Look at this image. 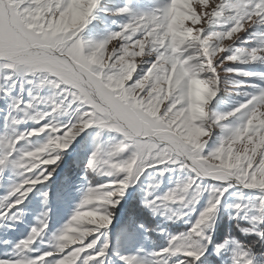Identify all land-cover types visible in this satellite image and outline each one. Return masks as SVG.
Wrapping results in <instances>:
<instances>
[{
  "label": "snow or ice",
  "instance_id": "6c2138e0",
  "mask_svg": "<svg viewBox=\"0 0 264 264\" xmlns=\"http://www.w3.org/2000/svg\"><path fill=\"white\" fill-rule=\"evenodd\" d=\"M100 3L0 0V223L34 193L47 205L63 155L76 145L82 163L92 142L68 220L49 231L45 207L0 264H264V0H125L104 10L126 17L118 29L86 39ZM136 185L187 227L130 212L116 228ZM141 229L165 241L137 245Z\"/></svg>",
  "mask_w": 264,
  "mask_h": 264
},
{
  "label": "rangeland",
  "instance_id": "374dc122",
  "mask_svg": "<svg viewBox=\"0 0 264 264\" xmlns=\"http://www.w3.org/2000/svg\"><path fill=\"white\" fill-rule=\"evenodd\" d=\"M138 2L143 5V8H141L140 10H147V8L152 6V2H154V0H131V3L134 7L138 4ZM123 3H125V0H101V3L100 5H98L94 14L95 19L91 20L87 29L85 30V38L100 40L106 37L111 31L117 30L119 25L126 19V17L113 16L110 14V12H106L104 10L111 9ZM220 97L223 99H230L229 97H226L223 93L220 94ZM230 106V104L222 103L220 105V108L222 110H227ZM27 126L28 125H23L22 127ZM107 135L108 134L105 133V136ZM91 149L92 142L91 138H89L86 151L81 153L84 157L83 162L78 164L77 146L73 145V147L70 148L68 152L63 155L59 167L57 168L52 180L50 181V184H52L53 182L57 183L61 178V174L63 173L62 171L65 168H68L71 164H75V166H78L79 168L83 169V163H86V154L87 152H90ZM11 180L12 178L10 177V175L8 173H5L3 179L0 180V195H3L7 191ZM170 186L171 185L169 184V182L165 180L164 184L160 187V189H158V191L163 192ZM71 188H65L64 186L62 187L58 184L56 187L53 186L49 190V202L47 205H44L38 197V194L34 193L30 195L29 200L21 206L25 209L21 220L17 221L15 219H7L0 223V243H2V240L6 242L5 244H0V256L11 255L12 251L14 250V245L20 239L27 236L31 227L37 224V217L41 214L45 207L51 209V211L49 212V231H55L57 228L61 227L68 220V218L72 214L73 209L75 208L76 204L79 202L82 196L83 190H80L77 192V194H75V191H72ZM142 196L143 192L141 191L140 185H136L133 188L129 189L127 198L122 202L121 208L117 210V216L113 222L116 228H119L121 222L125 219L126 213L128 212V209L130 207H134L133 205H136L139 201L140 204L143 205L141 202ZM133 197L135 198L133 199ZM206 198L207 193H205L204 199L201 200V204L204 203ZM232 199V196L226 194V200L224 203H228ZM230 211V208H225L222 205L221 211L216 221V227L219 230L220 234L221 228L219 222L224 218L226 220L225 222L230 223L231 221L228 219ZM169 214L170 213H166L165 215L157 214L153 216L167 219V215ZM184 219L186 220L187 217H185ZM181 221L184 223L183 220ZM1 236H6V238L2 239ZM44 239H48V237L45 236Z\"/></svg>",
  "mask_w": 264,
  "mask_h": 264
},
{
  "label": "trees",
  "instance_id": "16d2710c",
  "mask_svg": "<svg viewBox=\"0 0 264 264\" xmlns=\"http://www.w3.org/2000/svg\"><path fill=\"white\" fill-rule=\"evenodd\" d=\"M61 174L60 180L56 183L48 184V191L54 186L56 187L57 184L60 186L66 187H72L71 190L75 191V194H77L78 191H82L83 187L85 186V181L82 179L83 176V169L79 168L78 166H75V164H71L68 168H65ZM69 183V184H68ZM50 194V192H49ZM41 201H43L42 196L38 195ZM49 202V201H48ZM134 207H130L128 209V212L126 213V216L130 212H134L136 214V218L140 223H145L146 227L151 226H158L160 228H166L168 231H173L175 229H181L187 227L185 223L180 221H169L168 219H163L160 217H155L152 215L150 211L144 208L143 205L140 204V201L137 202L136 205H133ZM60 214V213H59ZM226 220L223 218L220 222V228H221V235H223L226 231L229 230V228L234 227L232 222H225ZM148 237L146 239L145 237ZM165 241V235L160 234L157 231H152L149 233H145L142 229L139 230L138 236L136 239V244L140 245L143 244L145 247L151 248L155 246L156 244L163 243Z\"/></svg>",
  "mask_w": 264,
  "mask_h": 264
}]
</instances>
